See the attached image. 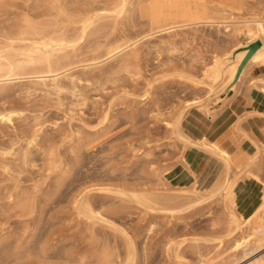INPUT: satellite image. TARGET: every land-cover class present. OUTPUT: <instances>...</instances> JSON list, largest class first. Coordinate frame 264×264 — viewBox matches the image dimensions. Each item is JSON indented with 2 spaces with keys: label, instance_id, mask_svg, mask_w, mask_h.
<instances>
[{
  "label": "rangeland",
  "instance_id": "1",
  "mask_svg": "<svg viewBox=\"0 0 264 264\" xmlns=\"http://www.w3.org/2000/svg\"><path fill=\"white\" fill-rule=\"evenodd\" d=\"M132 1L131 20L125 19V24L119 20L121 25L117 21L120 25L117 27L115 19L108 17L112 24L108 28L105 24L101 32L104 39L103 33L107 32L112 34L109 36L125 38L140 34L137 48L134 46L132 55L127 56L131 60L128 65L124 64L128 58L119 55L98 66L84 62L86 65L72 68L62 79L66 88L61 91H55L51 82L43 85L36 83V79L26 78L1 87L0 109L17 107L21 116L15 117L12 123L0 121V173H3L2 166L8 164L19 174L17 182L7 174H0V264H98L92 256L95 251L109 244L123 251L124 245L117 242H128V237L138 251L132 264H206L209 259L219 264H244L254 255H264L261 248L247 256L240 253L243 257L234 259L238 256H234L233 241L242 235L252 238L253 230L245 224L242 228H228L232 212L244 221L247 210L264 197V141L252 134L249 137L242 124L251 122L252 116L258 113L244 112L243 116L228 120L222 126L223 135L219 129L208 134L203 132L227 108L239 109L243 103L257 99L259 90L264 92V70L250 64L233 90L224 88L222 79L214 82L206 77L205 71L214 66L216 57L223 58L230 52L235 43L241 41L247 45L245 37L235 38L223 26L207 24L178 29L179 33L171 32V35L158 32L145 37L158 30L153 28L158 21L159 0ZM184 6L186 13L179 19L215 17L224 10H233L240 16L256 12L264 15V10L261 11L264 3L258 0H203L200 3L187 0ZM92 37L95 41L89 38L90 45L86 44L87 40H81L82 53L77 50L80 57L87 56L88 51L91 53L89 49L97 46V35ZM260 104L263 112L260 116L264 118V102ZM177 121L182 123L184 133L206 138L208 146L182 140L174 130ZM252 121L260 120L254 117ZM34 133L40 146L49 150L44 154L32 149L33 162L24 163L23 154ZM194 147L221 160L223 171L216 182L228 172L233 184L230 194L193 197L190 186L194 183L189 180L193 172L188 169L185 158L188 152H195ZM9 151L14 154L9 155ZM240 157H245L241 164L232 162ZM60 180L61 185L57 184ZM15 183L34 197L37 202L34 212L21 210L5 199L7 188H14ZM214 183L202 181L200 188H210ZM119 188L176 195V200L169 196L181 201V206L174 207V212L151 210L147 213L144 206L132 200L126 202L116 194ZM87 189L90 200L101 211L105 210L104 219H109L106 223L88 224L85 219H77L72 208L74 199ZM94 240L95 245H101L95 246ZM20 246L18 254L23 253L22 260L18 258L20 255L16 257ZM177 251L182 256L179 261ZM37 252L45 260L35 257L39 255ZM200 252L203 257L199 256Z\"/></svg>",
  "mask_w": 264,
  "mask_h": 264
},
{
  "label": "bare ground",
  "instance_id": "2",
  "mask_svg": "<svg viewBox=\"0 0 264 264\" xmlns=\"http://www.w3.org/2000/svg\"><path fill=\"white\" fill-rule=\"evenodd\" d=\"M109 1L102 2L101 0H0V90L3 88L2 86L11 83L14 80H21L22 78H26L29 80L36 79L35 80L36 83L43 85H47L49 82H51V86L55 91H61L65 87V84H63L62 79L67 76V73L72 68L74 67L77 68L78 66L86 65V64H82L84 62L90 61L92 62V65L98 66L100 63L107 61V59L119 55L120 57L128 58V60L125 59V61L127 62H124L125 66L128 65L131 60L127 56L128 54L132 55V52L130 51L133 50V47L139 43L141 38L138 39V37L140 36V34L136 35L134 38H130V37L125 38V36L123 35L112 37L109 36L112 34L107 32V33H103V36H105L104 39L102 37L101 32L105 24H107V28L109 27L108 26L109 24H112L108 22L109 20L108 17H112L113 19H115L116 21L115 25L117 27H119L121 24H125L126 21L129 19V17H132L131 12L134 9L133 1L132 0H111L110 2ZM183 4L184 2H182V0H159L157 6L158 21L156 27L153 28V30L155 29L158 30L146 34L145 37H150L158 32L160 33L166 32V34L169 33L171 35L173 32L179 33L180 32L179 30L182 28L193 27L195 25H200V24L223 26L224 29L226 30L225 32L231 31L230 34L231 36L233 34L235 35V38L239 36L245 37L247 39L248 44L256 40H259L261 42V46L255 51V53L251 56L247 64L242 68L240 72L241 74H239L238 76L239 79L237 80L241 79L245 69L250 64H255L257 67L264 69L263 12L252 13L249 16H240V15H236L233 12H230L226 17H222V18L205 17V18H192L190 20H186V19H179V16L182 13L186 12L185 10L186 6L183 7ZM181 9H183L184 11ZM263 10L264 8L261 11ZM105 18L106 20L108 19L107 21H105L106 23L105 22L104 24L101 23V20ZM119 20L122 21L121 24ZM130 20L131 18L127 22H129ZM117 23L120 25L118 26ZM177 30L179 32H177ZM106 31L107 30H105V32ZM100 34H101V38L99 37ZM93 35H97V38L99 39V40L97 39L98 41H96L97 46L92 48L93 50L91 48L89 49L91 50V53L90 51H88L90 55L86 54L87 56L80 57L77 50L80 49L79 51L81 52V49H83V46L81 47L80 44L81 40H84L85 42L86 40L88 41L89 38L90 39L92 38L91 40L94 42L95 40L94 37H92ZM102 38L104 39L103 42L101 41ZM87 41L86 44L89 43V41L88 42ZM88 45H84V47L87 46L86 48H88ZM91 45L93 46L94 43L93 44L91 43ZM85 50L86 49L84 48V51ZM134 50L136 51V49ZM135 51L133 52L135 53ZM122 52L124 53L121 54ZM246 54H247V49L246 46L243 45V42L239 41L235 43L232 50L226 53V55L223 58H219V57L215 58L214 66L211 69H206L205 71L206 77L213 80L214 82L222 79L223 87L224 88L229 87V90H233L237 81L234 80L236 78L238 68L242 60L246 56ZM75 83L76 82L74 80L73 87H75ZM73 87L71 89H73ZM17 116H21V111H19L17 107L10 106V107H2L0 109L1 122L3 121L5 123H12L14 121V118ZM181 124L182 123H180V121H177L176 124L174 125V130L182 140H184L185 142L193 143L195 145H202L205 148L206 146H208L209 141L206 138L203 139V137H201L202 135L200 137L198 136L195 138L191 134L184 133L181 130ZM38 139L39 138L37 133L31 135L28 142V147L23 154L22 160H24V163L33 162L32 149H36L39 152L41 150L42 153L44 154L46 153L48 148L45 149L44 146H40L39 143L40 140ZM10 154H12V152H10L9 155ZM2 170H3L2 172L5 175L7 174L16 182L18 181L19 174L18 175L15 174V172L17 173V170H15L14 167L12 168V166H9L8 164H4L2 166ZM187 172L189 171L187 170ZM3 173L0 174L3 175ZM189 176H190L189 180H191L192 183H194L193 186H190L191 188L193 187L191 191H194L195 194L193 197L197 199L204 197L205 195L208 194H220L224 192L227 195L232 192L233 184L228 177V172L222 179L218 180L210 188H206V189L200 188V182L198 179H196L197 176L194 173L189 174ZM61 180L59 181L60 183L57 184L61 185L63 183V181L61 182ZM87 183L88 182H86V184ZM15 184L16 185L13 186L14 188H10V189L7 188L5 194L6 196L4 195L5 199L7 197L10 203L13 204L15 203V205H18L21 208V210L27 211L29 213L34 212L36 206L35 204L37 203V202L35 203L34 199H32L34 197L31 198V196L28 195L29 193L27 194L25 191H22L19 188V185L17 183ZM130 190L127 191L119 188V190H116V194H119L122 198L126 199V202L128 200L130 201L132 200V202L134 201L135 203L144 206L143 208L148 210L147 213L151 212V210H153L154 212L155 211L174 212L175 211L174 207L181 206L180 204L181 201L180 202L175 201L176 195L169 194L174 196L175 199L174 200L172 196L166 194H159L157 192H154L155 190L153 192H148V190L147 192H144L145 189H143V192H137L135 191L136 188L134 191H130ZM82 192L83 193H80L76 198L74 197L76 196V193L73 196L75 198V199L73 198L75 204L72 208H74V211L76 213L75 215L78 216L77 219H82V220L85 219V221H88V224L93 221H103V222H105V220L108 221L109 219H104L105 210L101 211L99 207H97L95 203H93L95 201L91 199L93 201L92 202L90 200L89 197L91 194L90 190L88 191L87 189L86 192L84 191ZM68 197L70 196L68 195ZM241 216H243V214H241ZM242 218H244V216ZM110 220L112 221V219ZM243 224H245V226L248 227L249 229L253 230V237L249 238V235L243 237L242 235L240 239H235L233 241V247L235 248L234 256L235 255L236 257L238 256V258H234L236 260L239 259L240 255L242 254L244 256H247L248 254L251 255V253L255 252L256 250L258 251L259 249L264 248V242H263L264 241V197H262V200L259 204L247 210L246 218L244 221H241L238 215L235 212H232L229 218L228 228L231 229L242 228ZM115 230L117 231V229ZM125 232L127 233L128 231L125 230ZM122 233L124 232L122 231ZM99 239H96V242L97 241L100 242L101 239L100 240ZM116 239L118 240V238ZM127 240L128 242L121 241V243L124 244H121L120 241L117 242V244L119 243L120 245H124L125 248L121 247L124 248L123 251L120 250L119 247H117L116 245L109 246L111 245L109 244L104 248V245L102 244L103 248L102 246L97 247L98 249L102 248V250L96 249L98 251H95L94 254H92V256L94 255V258L97 260L98 264H121L123 261H127L128 263L132 264L136 259L138 251H136V247H135L136 244L134 243V241L129 237L127 238ZM260 241H262V243L256 246L252 245V243L260 242ZM100 243H98V245H95V240H94L95 246H99ZM109 243L111 242L109 241ZM10 249L11 248H9V250ZM20 249H22L21 246L19 247V249H17L18 250L17 253L15 252L16 255L18 254V252H20ZM144 250L145 249H143V251ZM92 252L93 250L91 251V253ZM145 253H147L146 250ZM38 254L39 255L36 254L37 256L35 255V257L39 258L40 253ZM16 255H14V257ZM18 255L20 256L18 257ZM18 255L16 257L22 260L23 258L21 259V256H23V253L21 252ZM26 255L25 257H28ZM46 256L44 258L47 259L49 255L47 257ZM199 256L203 257V254L200 252ZM254 256H252L248 260H245L246 262L244 264H264V255H260L258 257H254ZM9 257H11V254ZM41 257L40 259H42ZM181 257L182 256L180 252L177 251L176 258L178 259V261L181 259ZM15 258L13 259L17 260V258L16 259ZM82 260L83 259H81V261ZM2 261L5 260L2 259ZM84 261L85 260H83V263ZM43 262L46 263V261ZM220 263H222V261H220ZM84 264H88V263L85 262ZM206 264H219V262L217 261L213 262L209 259Z\"/></svg>",
  "mask_w": 264,
  "mask_h": 264
},
{
  "label": "crops",
  "instance_id": "3",
  "mask_svg": "<svg viewBox=\"0 0 264 264\" xmlns=\"http://www.w3.org/2000/svg\"><path fill=\"white\" fill-rule=\"evenodd\" d=\"M194 3H200L201 0H188ZM184 4H187V0H182ZM258 2L264 3V0H258ZM185 4V5H186ZM185 7V6H184ZM230 12H233V10H224L221 15H214L216 18H222L226 17ZM186 13V12H185ZM251 67V66H250ZM264 70V69H263ZM258 98L257 99H252L251 102L248 103H243L241 105V108L235 109L234 107H229L225 110L224 114L220 117L218 120H214L210 122L209 127L204 129L203 132L208 134L211 131H214L216 129H219L221 131V134L223 135L222 131V126L225 122L231 119H235L236 117H240L244 115V112H253V113H258L256 116H252V119L250 120L251 122H243L244 126V132L250 137L254 136V138L264 141V118L260 116V114H263L261 112V108H259V105L261 102H264V92H261L260 90L258 91L257 94ZM251 117V116H250ZM249 117V118H250ZM255 118H258L260 121H252ZM211 130V131H210ZM193 137H198L200 136L199 134L192 135ZM227 143V142H226ZM223 143V144H226ZM229 145V143H227ZM233 145V143H231ZM195 148V147H194ZM195 152L193 153L190 151L188 152L185 160L188 165V169L191 170L197 177L196 179L199 180V182H211L214 183L216 180L220 177L223 171V165L221 160H219L217 157L213 156V154H210L203 149L200 148H195ZM232 160V158H231ZM245 161V157H240L236 161H232L235 164H241L242 162ZM197 173V174H196ZM219 174V175H217ZM216 176V177H215Z\"/></svg>",
  "mask_w": 264,
  "mask_h": 264
},
{
  "label": "water",
  "instance_id": "4",
  "mask_svg": "<svg viewBox=\"0 0 264 264\" xmlns=\"http://www.w3.org/2000/svg\"><path fill=\"white\" fill-rule=\"evenodd\" d=\"M246 46V49H247V54L246 56L244 57V59L242 60L239 68H238V71H237V75H236V78L234 81H236L238 79V76L242 70V68L247 64V62L249 61V59L251 58V56L255 53V51L261 46V42L259 40H256L254 42H251Z\"/></svg>",
  "mask_w": 264,
  "mask_h": 264
},
{
  "label": "snow or ice",
  "instance_id": "5",
  "mask_svg": "<svg viewBox=\"0 0 264 264\" xmlns=\"http://www.w3.org/2000/svg\"><path fill=\"white\" fill-rule=\"evenodd\" d=\"M262 179H264V177H262Z\"/></svg>",
  "mask_w": 264,
  "mask_h": 264
}]
</instances>
